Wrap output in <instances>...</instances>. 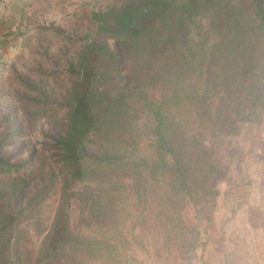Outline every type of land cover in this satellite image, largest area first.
Masks as SVG:
<instances>
[{
	"label": "trees",
	"instance_id": "1",
	"mask_svg": "<svg viewBox=\"0 0 264 264\" xmlns=\"http://www.w3.org/2000/svg\"><path fill=\"white\" fill-rule=\"evenodd\" d=\"M69 39L62 61L15 71L19 106L0 110V264L114 259L127 215L170 232L189 205L205 217L221 141L264 116V0H116Z\"/></svg>",
	"mask_w": 264,
	"mask_h": 264
},
{
	"label": "rangeland",
	"instance_id": "2",
	"mask_svg": "<svg viewBox=\"0 0 264 264\" xmlns=\"http://www.w3.org/2000/svg\"><path fill=\"white\" fill-rule=\"evenodd\" d=\"M115 1L0 0V55L6 63L0 68V110L19 106L14 96L15 71L26 70L36 60L51 64L58 58L62 61L67 54L61 52V46L70 47V37L77 41L83 36L92 10ZM42 26L49 28L40 32ZM48 125L44 117L27 128L38 147L44 139L42 129ZM219 150L221 160L229 165L228 174L218 183L214 202L206 205L205 217L198 219L195 208L189 205L183 210V223L170 232L171 223L156 216L136 224L127 215L121 231L111 233L112 239L124 244L116 250L114 259H91L88 264H222V247L227 251L249 250L250 228L254 229L255 242H260V219L264 217V116L259 124L223 139ZM58 202V195L54 196L39 214L47 224ZM247 217L253 220L249 223ZM189 227L194 228V234H190ZM195 236L197 244L190 249L186 240ZM29 237L35 246L42 235L31 226ZM224 256L225 264H236V259L249 262V255L230 257L225 252Z\"/></svg>",
	"mask_w": 264,
	"mask_h": 264
},
{
	"label": "crops",
	"instance_id": "3",
	"mask_svg": "<svg viewBox=\"0 0 264 264\" xmlns=\"http://www.w3.org/2000/svg\"><path fill=\"white\" fill-rule=\"evenodd\" d=\"M247 219L249 220V223L253 220L247 217ZM259 221V220H258ZM260 221L262 222V227L261 228V240H259L260 242H255V238H254V229L250 228V232H249V250L247 249H243V250H229L228 251L226 249H224L222 247V250L220 252L221 256L223 257L222 264H225V252H229V256L230 257H240L242 255L248 256L249 255V262H240L236 259V264H264V217H262L260 219ZM249 251V254H248ZM232 264V263H231Z\"/></svg>",
	"mask_w": 264,
	"mask_h": 264
}]
</instances>
